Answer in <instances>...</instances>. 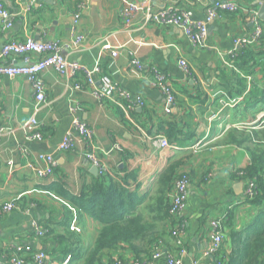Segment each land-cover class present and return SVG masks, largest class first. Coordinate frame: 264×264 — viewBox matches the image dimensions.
Returning <instances> with one entry per match:
<instances>
[{
	"label": "crops",
	"instance_id": "1",
	"mask_svg": "<svg viewBox=\"0 0 264 264\" xmlns=\"http://www.w3.org/2000/svg\"><path fill=\"white\" fill-rule=\"evenodd\" d=\"M215 1L233 4L237 11L222 12L208 25L203 49L193 47L177 27L146 23L147 9L155 12L170 6L186 11L195 21L205 22L206 11ZM0 3L15 15L10 28H5L0 16V50L11 41L27 38L56 42L68 62H76L88 70L100 68L94 76V85L88 84L84 73L74 78L63 76L54 68L43 73L46 103L36 114L44 135L40 143L29 142L25 128L35 112L30 82L25 78L0 77L3 129L0 264H13V258L22 259L32 250L49 252L46 264H61L69 246L74 250L72 264H86L101 225L88 214L73 209L70 229L58 227L66 217V210L71 208L70 202L41 188L58 184L71 195L81 196L87 186L100 178L86 157L83 141L74 133L76 118L94 129L95 145L107 176L117 178L139 171V188L134 191L147 189L160 170L172 164H179L175 167L177 176L187 175L190 181L183 217L158 221L156 233L148 240L135 245L120 244L114 255L108 251L112 255H103L96 264H107L113 257L125 261L144 259L153 241H159L161 250L174 256L179 254L180 241L186 251L185 264H217L218 258H205L204 254L211 246L210 224L219 219H225L221 254L231 264L236 252L243 248L238 239L253 226H264V199L257 202V186L255 195L246 196V181L240 178L252 165L250 150L254 144L251 140L243 146L227 142L232 131L249 137L263 130L253 123L261 121L264 113L261 94L264 56H257L250 63L247 69L257 71L248 76L243 75L237 63H241V53L246 50L264 53V38L249 46H236L235 42L254 35L251 17L264 0H0ZM130 7H135L136 12L129 22L123 13ZM260 22L264 34V22ZM75 34L84 37L79 46L75 45ZM106 44L110 50H103ZM112 51L118 55L113 57ZM32 59L39 58L32 56ZM133 59L138 60L142 70L132 66ZM182 59L189 63L190 74L181 69ZM150 68L168 76L173 85L177 100L170 115L163 112L164 95L145 80ZM232 73L245 79V92L238 96L228 92L237 89L234 77L226 79ZM104 76L110 77L120 91L128 93L134 104L142 98L144 107L135 105L133 110H125L116 102L97 98L94 92L102 89ZM222 79L228 81L227 87ZM73 108L77 109L75 114L71 112ZM67 133L73 134L76 149L60 152L59 145ZM158 137L167 138L177 149L156 150L153 141ZM199 142L206 147L195 152L191 148ZM40 155H50L56 161V167L44 177L36 175L38 168L47 167L46 162L38 159ZM151 201L147 199L137 210L147 220L157 217V213L146 209ZM8 204H14L16 209L3 211ZM35 224L51 225L65 240L59 244L56 234L37 237ZM183 224L187 225L186 232L176 237L175 231ZM72 236L75 238L71 240ZM260 264H264V251Z\"/></svg>",
	"mask_w": 264,
	"mask_h": 264
},
{
	"label": "built area",
	"instance_id": "2",
	"mask_svg": "<svg viewBox=\"0 0 264 264\" xmlns=\"http://www.w3.org/2000/svg\"><path fill=\"white\" fill-rule=\"evenodd\" d=\"M237 11V7L233 4H228L226 1H215L211 7L206 11V21L199 22L193 20L190 15L181 10L178 7H166L160 11H152V9H147L146 12V23H155L159 25H166L177 27L181 29L190 44L195 48L203 49L205 48V42L208 36V25L213 21L217 20L221 13H234ZM136 12L135 7H130L125 10L123 15L130 22L133 19V15ZM253 12V10H252ZM0 16L5 28H10L13 25L15 15L7 9L2 3H0ZM80 19V14L75 15V24L77 25ZM253 25L255 26L254 35L248 40H239L235 42L236 46L242 44L252 45L254 44L263 34L262 26L258 13L254 12L251 17ZM84 37L75 34V45L79 46L83 43ZM111 47L106 44L103 47V50H110ZM118 55L117 51H112V56L116 57ZM235 53L233 52V56ZM32 56H37L39 59L34 60ZM132 66L138 70H142V65L138 60L131 62ZM181 69L186 74H190L191 68L189 63L182 59L179 62ZM50 68H54L57 72L63 76L70 78L76 77L79 73H84L89 85H94V76L97 72L100 71V68H94L93 70H88L81 64L76 62H68L65 56L62 55L59 44L56 42H43L37 41L33 38H27L24 41H11L4 45L0 50V77H7L9 79L15 78H25L27 79L34 93L35 98V107L34 114L31 119L25 124L27 131V140L29 142H43L44 135L40 132V124L37 120L36 114L42 109L46 103V86L43 80V73ZM145 80L153 88H157L165 97L166 103L163 109L165 115H170L172 113V108L176 104V94L173 89V85L170 82L168 76L161 74L157 69L150 68L145 75ZM102 89L96 90L94 92L97 98H100L104 101H112L118 103L125 110H133L135 105L144 107L145 101L142 98L137 99V103L134 104L130 95L126 92L120 91V89L113 83L110 77L104 76L101 79ZM77 109L73 108L72 113H76ZM253 124L260 129H264V113L262 114L261 121H257ZM248 126V125H247ZM223 125H220L222 128ZM73 130L74 133L83 141L85 145V153L88 161L94 166L100 176L107 174L105 164L100 157L99 149L95 145V131L89 126L86 122L76 118L73 121ZM226 130V128L224 129ZM3 132V129L0 128V133ZM154 145H156V150L165 151L167 149H177V147L171 144L167 138L158 137L154 139ZM206 147L203 142L197 143L191 149L195 152L200 151ZM118 147H113L117 149ZM76 149V141L72 133H67L61 144L59 145L58 150L60 152H68ZM40 161L47 163L45 169L38 168L36 170V175L38 177H44L48 172H51L56 167V161L50 155H40L38 157ZM135 187L131 185L129 188ZM188 188L189 180L188 177H182L177 180L173 188L168 192V202L169 207L167 209L168 215L171 219H180L183 217V214L187 207L188 201ZM246 196L255 195L256 193V183L254 179L246 181L245 187ZM16 209L14 204H8L3 207V211L12 212ZM224 222L222 220H214L210 224L211 228V246L209 250L204 254L205 258L208 257H220L222 246L224 243ZM37 236H42V228L35 224ZM187 225H182L179 230L175 231L176 237L178 235L184 234L186 232ZM182 243L178 241V247L180 248L179 254L174 256L169 253H164L160 246H156L150 257L141 259V260H131L128 262H123L119 259H116L113 264H155L159 261H164L166 264H185L183 257L186 254V251L182 248ZM48 256L45 252L36 253L33 256L35 264H46ZM73 255L68 254L63 258L61 264H72ZM222 260H218L217 264H222ZM13 264H26L20 258H13ZM195 264H199L195 262Z\"/></svg>",
	"mask_w": 264,
	"mask_h": 264
},
{
	"label": "trees",
	"instance_id": "3",
	"mask_svg": "<svg viewBox=\"0 0 264 264\" xmlns=\"http://www.w3.org/2000/svg\"><path fill=\"white\" fill-rule=\"evenodd\" d=\"M263 38L264 34L259 40L262 41ZM241 54L242 56H239L241 63L237 64L242 70L243 75L248 76V74L255 73L257 70L252 69L251 71L247 68L251 67L250 63L254 62L257 56H264V53L258 54L251 50H246ZM233 77L237 89L232 88L229 89L228 92L231 96H238L243 91L245 92V79L238 77V75L234 73L227 75L226 79ZM221 82L227 87V80L222 79ZM261 94L264 98V92ZM253 95H255V93H252L251 96L253 97ZM174 133L175 132H173V134ZM228 138L229 140L227 142L238 146L245 145L249 140L254 144L251 146L252 149L250 150L252 165L248 170L243 171L244 176H238L244 181L250 179L255 180L258 192L256 198L257 202H259L261 199H264V129L252 133L249 137L238 131H232L229 133ZM178 165L179 164H172L170 167H164L161 169L157 179L150 182L149 187L145 190H133L139 188V182H137L139 171L128 172L125 173L124 176L117 175V178H111L110 176H107V174L100 176L96 183H93L92 186L86 187L81 196L71 195L65 187L58 184L41 188L43 191H46L51 195L64 200L66 199L70 202L69 205L71 208L66 210V217L58 227H64L65 231L70 229L69 223L73 220V209L88 214L101 225L102 228L97 242L89 251L86 259V264H96L103 259V255H112L107 254L106 252L111 251L114 255V251L118 250L120 244L135 245L136 242L148 240L157 231L156 223L169 218L167 212L169 207L167 199L168 192L173 188V185H175L177 180L182 177H188L187 175L177 176L175 167ZM131 185H134L135 187L130 189L129 187ZM149 198H151L152 201L148 203L146 209H148L150 213H157V217L152 218L151 220H147L141 213H137V210L140 209ZM160 214L161 217H158ZM39 226L43 230L42 236L39 238H49L56 234V239L61 241L59 244L65 240L63 236L56 233V229L53 230L51 225L42 226L39 224ZM74 238L75 237L72 236L71 240ZM238 242L243 245V248L240 252H236L235 258L232 260L231 264H260V256L264 251V226L263 228L253 226L243 237L238 239ZM62 246L64 245H61V247ZM156 246L161 245H158L157 241H153L151 245H149L148 253L143 258L150 257ZM68 249L69 250L65 255L73 254L74 250L70 246ZM40 252H45L48 257L50 256L47 251ZM36 253L39 252L32 250L26 257L22 258V260L26 264L34 262L33 256ZM217 258L223 261L222 264H227L225 262V257L222 256V254ZM116 259L127 262L119 257H113V259L107 264H113Z\"/></svg>",
	"mask_w": 264,
	"mask_h": 264
},
{
	"label": "water",
	"instance_id": "4",
	"mask_svg": "<svg viewBox=\"0 0 264 264\" xmlns=\"http://www.w3.org/2000/svg\"><path fill=\"white\" fill-rule=\"evenodd\" d=\"M258 17L262 22H264V4L261 6V8L258 11Z\"/></svg>",
	"mask_w": 264,
	"mask_h": 264
},
{
	"label": "rangeland",
	"instance_id": "5",
	"mask_svg": "<svg viewBox=\"0 0 264 264\" xmlns=\"http://www.w3.org/2000/svg\"><path fill=\"white\" fill-rule=\"evenodd\" d=\"M157 244L160 245V242L158 241ZM119 260H120V259H119ZM134 260H141V259H134ZM127 262H128V261H127Z\"/></svg>",
	"mask_w": 264,
	"mask_h": 264
},
{
	"label": "flooded vegetation",
	"instance_id": "6",
	"mask_svg": "<svg viewBox=\"0 0 264 264\" xmlns=\"http://www.w3.org/2000/svg\"><path fill=\"white\" fill-rule=\"evenodd\" d=\"M258 13V12H257Z\"/></svg>",
	"mask_w": 264,
	"mask_h": 264
}]
</instances>
